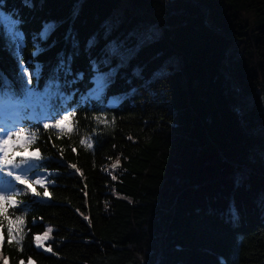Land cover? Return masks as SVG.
Here are the masks:
<instances>
[{
    "label": "trees",
    "instance_id": "1",
    "mask_svg": "<svg viewBox=\"0 0 264 264\" xmlns=\"http://www.w3.org/2000/svg\"><path fill=\"white\" fill-rule=\"evenodd\" d=\"M24 87L76 116L39 127L50 197L8 209L23 250L4 220L0 264H264V0H0V92Z\"/></svg>",
    "mask_w": 264,
    "mask_h": 264
},
{
    "label": "snow or ice",
    "instance_id": "2",
    "mask_svg": "<svg viewBox=\"0 0 264 264\" xmlns=\"http://www.w3.org/2000/svg\"><path fill=\"white\" fill-rule=\"evenodd\" d=\"M54 28V25L47 24L44 26V31L40 33L42 37ZM8 33L17 39V51L20 44L16 37L14 25L8 22ZM93 42L89 41V45ZM71 57L67 61L63 57L60 58L58 70L67 68ZM39 65L36 66L34 72H29L27 67L21 66V82L23 84L24 77H27L26 84L32 85L33 75L39 77ZM93 69L96 65L93 63ZM68 74H71L68 68ZM83 74H78V78H82ZM94 88L82 97V100L96 98L99 100L103 95L104 90L109 85V77L106 74H98L94 77ZM6 83V82H5ZM23 99L15 98L14 94L9 92H0V246L4 242L3 235V221H8L7 239L9 244L18 246V250L22 251L21 242L24 239V216H16L12 219L8 216V209L20 207L27 212V205L18 200L17 197L31 193L33 196H41L40 192L35 191V186H42L45 188L43 192L44 198H49L50 193L47 191L48 184L52 183L45 173L46 169L40 167V162L46 158L42 156L39 148H33V145L38 139V129L42 127L45 130H55L58 133V138L73 131V118L76 116L75 110L69 111L63 105L71 99L70 96H65L62 93H57L60 98V104H55L49 99L47 92L42 96L39 101H36V93L28 87L22 88ZM101 124H108L106 119L95 117ZM35 121L37 130L32 131L30 127L26 128L24 125L31 124ZM81 145L87 148H93L91 139L87 141L82 138ZM75 151V149H73ZM26 153V154H25ZM119 159L111 165L112 169L119 166ZM70 167L76 169L75 165ZM79 171V169H76ZM115 179V177H113ZM23 185L21 189L19 186ZM85 219H88L85 217ZM35 224V220L33 221ZM52 228L48 227L42 234H35L33 242L35 247L46 252H52L53 249L50 245H45V242L50 239ZM4 264H8L7 258H4ZM19 264H25V261L20 260ZM27 264H35L31 257H29Z\"/></svg>",
    "mask_w": 264,
    "mask_h": 264
},
{
    "label": "rangeland",
    "instance_id": "3",
    "mask_svg": "<svg viewBox=\"0 0 264 264\" xmlns=\"http://www.w3.org/2000/svg\"><path fill=\"white\" fill-rule=\"evenodd\" d=\"M155 35H157V34H155ZM99 74V73H98ZM98 74H96V75H98ZM94 86L95 85H93L91 88H90V91L94 88ZM26 154V153H25ZM45 175H46V173H45ZM38 234H41V233H38ZM36 264V263H35Z\"/></svg>",
    "mask_w": 264,
    "mask_h": 264
}]
</instances>
